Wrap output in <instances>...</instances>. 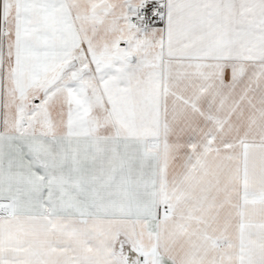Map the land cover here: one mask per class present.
Segmentation results:
<instances>
[{"label":"snow or ice","instance_id":"6c2138e0","mask_svg":"<svg viewBox=\"0 0 264 264\" xmlns=\"http://www.w3.org/2000/svg\"><path fill=\"white\" fill-rule=\"evenodd\" d=\"M0 264H264V0H0Z\"/></svg>","mask_w":264,"mask_h":264}]
</instances>
